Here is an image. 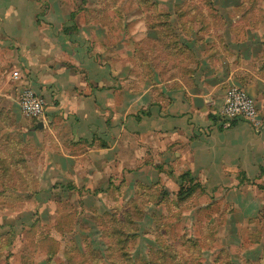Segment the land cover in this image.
<instances>
[{
  "label": "rangeland",
  "instance_id": "1",
  "mask_svg": "<svg viewBox=\"0 0 264 264\" xmlns=\"http://www.w3.org/2000/svg\"><path fill=\"white\" fill-rule=\"evenodd\" d=\"M12 2L18 9L0 11V66L10 73L14 58L43 54L45 38L60 34L111 65L122 102L126 83L134 93L193 74L207 83L219 58L216 66L240 69L226 92L247 90L264 119V0ZM14 82L3 93L15 101ZM37 127L17 103H0V264H264V182L241 175L207 187L151 154L131 169L63 171L60 143L44 133L46 149Z\"/></svg>",
  "mask_w": 264,
  "mask_h": 264
},
{
  "label": "crops",
  "instance_id": "2",
  "mask_svg": "<svg viewBox=\"0 0 264 264\" xmlns=\"http://www.w3.org/2000/svg\"><path fill=\"white\" fill-rule=\"evenodd\" d=\"M16 9L12 0H0V11ZM19 31L14 35L18 40L23 37ZM33 40L21 41L32 44ZM45 40L43 54L26 50L14 58L13 72L20 69L21 78H14L1 63L0 103H17L20 110V92L27 87L46 98L44 127H37L36 133L46 149L51 141H44V133L53 143H60V153L54 151L53 155L61 170H76L63 164L78 169L90 165L92 172H113L118 164L121 170L127 164L131 169L138 155L151 154L171 160L179 170L187 169L207 187L232 186L230 182L241 175L264 182V119L260 111L259 129L244 120H236L229 128L218 122L226 88L239 66L225 69L216 66L219 58H215L212 64L217 70L207 83L193 74L188 84L172 78L137 93L126 83L125 98L120 102L116 72L110 64L103 66L92 57L87 42L74 44L60 34ZM8 80L15 81L19 94L15 101L10 93H3ZM77 145L84 147L78 155L71 150ZM117 150L124 153L123 158L119 153L118 159Z\"/></svg>",
  "mask_w": 264,
  "mask_h": 264
},
{
  "label": "built area",
  "instance_id": "3",
  "mask_svg": "<svg viewBox=\"0 0 264 264\" xmlns=\"http://www.w3.org/2000/svg\"><path fill=\"white\" fill-rule=\"evenodd\" d=\"M19 70L13 72V77L21 78ZM21 111L28 117L43 121L46 115V99L33 88H25L19 97ZM219 124L229 128L236 120L249 122L256 129L262 124L259 119V109L254 97L247 90L238 86H231L225 95V101L218 114Z\"/></svg>",
  "mask_w": 264,
  "mask_h": 264
},
{
  "label": "trees",
  "instance_id": "4",
  "mask_svg": "<svg viewBox=\"0 0 264 264\" xmlns=\"http://www.w3.org/2000/svg\"><path fill=\"white\" fill-rule=\"evenodd\" d=\"M147 114H150V112H148ZM138 118H139V117H138ZM233 124H234V123H233ZM187 174L190 175V176H192V173H191V172H188ZM192 178H193L192 180L194 181V180H195V177H192ZM195 181H196V180H195ZM195 181H194V182H195ZM196 182L199 183V181H196ZM196 182H195V183H196ZM191 189H192V188H191Z\"/></svg>",
  "mask_w": 264,
  "mask_h": 264
},
{
  "label": "water",
  "instance_id": "5",
  "mask_svg": "<svg viewBox=\"0 0 264 264\" xmlns=\"http://www.w3.org/2000/svg\"><path fill=\"white\" fill-rule=\"evenodd\" d=\"M44 127V122L43 121H40L39 123H38V128H43Z\"/></svg>",
  "mask_w": 264,
  "mask_h": 264
}]
</instances>
